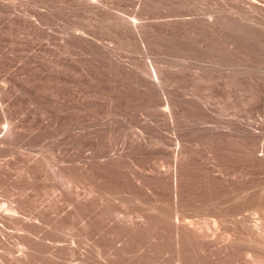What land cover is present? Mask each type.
Masks as SVG:
<instances>
[{
    "label": "rangeland",
    "instance_id": "obj_1",
    "mask_svg": "<svg viewBox=\"0 0 264 264\" xmlns=\"http://www.w3.org/2000/svg\"><path fill=\"white\" fill-rule=\"evenodd\" d=\"M251 1L0 0V264H77L84 240L88 248L96 247L102 260L111 253V246L123 248V255L129 253L115 258V264H125L127 257L126 264H173L171 221L165 225L163 218L159 219L158 204L165 197L164 204L171 206L175 199L172 174L177 167L180 183H184L177 188H184L183 206L193 219L211 224L215 214H224L226 234L236 230L247 233L237 219L251 226L260 222L264 217L260 210L264 194V0H253L258 4L255 7ZM180 9L224 12L226 22L220 36L214 28L204 34L193 27L196 34L192 26L173 31L153 26V31H148L152 37L149 33L145 39L133 26L130 29V20L139 19L138 23L146 25ZM143 38L150 40L151 58L165 72L167 87L171 86L167 91L176 97L177 107L180 104L174 122L178 121V128L177 123L172 128L165 126L170 120L163 116L167 114L163 113L161 92L143 85L140 79L146 61ZM62 41L67 45L73 42V47L65 49L59 44ZM77 93L78 109L70 110ZM207 101L210 110L203 108ZM76 119L81 133L79 128L80 142L75 146L70 122ZM235 120L240 121L236 133L231 127ZM212 125L220 126V131ZM9 132L11 136L5 137ZM2 136L9 142L4 144ZM178 142L184 156L180 163L172 154ZM119 152V157H110ZM217 168L226 171L230 179L222 181ZM58 173L68 180L73 176L72 185ZM10 206H17V214L8 212ZM218 210L223 211L219 214ZM10 214L17 216L10 218ZM116 216L139 224L145 217L147 222L144 219L140 228L117 226ZM83 219L87 226L81 224ZM159 221L163 230L169 227L164 231L170 230L173 246H169V232H162ZM84 231L87 238L81 236ZM159 239L166 244L159 245ZM187 244L186 248L192 246ZM242 252L235 255L234 264L240 257L239 264L257 262Z\"/></svg>",
    "mask_w": 264,
    "mask_h": 264
},
{
    "label": "bare ground",
    "instance_id": "obj_2",
    "mask_svg": "<svg viewBox=\"0 0 264 264\" xmlns=\"http://www.w3.org/2000/svg\"><path fill=\"white\" fill-rule=\"evenodd\" d=\"M247 1V0H246ZM234 2V1H233ZM240 2V1H239ZM244 2V1H243ZM251 3V5H253L254 7L255 6H258V4L257 3H255L253 0L250 2ZM246 4H249V2L248 3H246ZM248 7H249V5H248ZM99 8V7H98ZM216 9H218V8H216ZM215 9V10H216ZM172 10V9H171ZM169 11L170 13H168L167 14V16L165 15L164 17H162V18H159V19H157L156 21H154L153 23L152 22H150V23H148V24H146L145 25V23H144V21H143V25L142 24H140V23H138V20L137 21H132V20H130L131 21V23H133V25H131L130 23V25H131V28L130 29H133L132 28V26L134 27V31H136V33L139 35L140 33H142V36L143 37H145V39H146V37H148L147 35L150 33V32H148L149 30H150V28H152V30L151 31H153V26L155 27L156 26V28H158L157 26H162V27H165V28H167V29H170V31L173 29V28H179V29H185V28H190L191 26H192V28L193 27H196V28H198V30H201V32H203L204 34H205V32H208V30H210V32H211V29L212 28H214V29H216L217 30V32L219 33L220 31H221V29L222 28H224V23L226 22L225 21V19H224V12H223V14L220 12V11H218L219 13H217V12H213V11H211V12H213V13H211L210 14V11H209V13H207L206 12V10H204V11H200V12H194V11H192L193 13H191V12H189V11H185V10H182V9H180V10H174V11ZM254 10V9H253ZM257 10V9H256ZM207 13V14H206ZM216 13V14H215ZM226 15V14H225ZM119 17V16H118ZM117 17V18H118ZM117 18H115V19H117ZM121 18V17H120ZM124 18V17H123ZM122 18V19H123ZM157 18V17H156ZM232 18H234V17H232ZM119 19V18H118ZM134 20H135V18H133ZM155 19V18H154ZM124 20V19H123ZM126 20V19H125ZM115 21H117V20H115ZM119 21H121V19L119 20ZM146 21V20H145ZM152 21V20H151ZM127 22V25H128V22L129 21H126ZM140 22H142V21H140ZM233 23H237V21L236 22H234L233 21ZM238 24V23H237ZM118 25V24H117ZM119 25H121V23L119 24ZM122 25H123V23H122ZM121 25V26H122ZM125 25V27L127 28V25H126V23L124 24ZM234 25V24H233ZM226 26V25H225ZM235 26V25H234ZM118 27V26H117ZM236 28H237V25L235 26ZM141 28H143V30L141 29ZM226 28V27H225ZM233 28V27H232ZM155 29V28H154ZM195 28H193V30H194ZM214 29H212V30H214ZM234 29V28H233ZM132 30V31H133ZM192 29H191V31L190 32H192L193 31ZM143 31V32H142ZM169 31V30H168ZM169 31V32H170ZM173 31V30H172ZM175 31V30H174ZM195 31V30H194ZM237 31H238V29H237ZM186 32V31H185ZM184 32V33H185ZM189 32V33H190ZM200 32V31H199ZM209 32V33H210ZM216 32V33H217ZM224 32V31H223ZM236 32V31H235ZM136 33H135V35H136ZM187 33V32H186ZM195 33H196V31H195ZM203 33H201V34H203ZM215 33V32H214ZM197 34V33H196ZM199 34V33H198ZM137 35V37H139ZM188 35V34H187ZM207 35V34H206ZM222 35V34H221ZM76 36V35H75ZM150 36H151V33H150ZM190 36V35H189ZM202 36V35H201ZM201 36H200V38H201ZM208 36V35H207ZM216 36V35H215ZM219 36H220V33H219ZM83 37V36H82ZM140 37H141V35H140ZM152 37V36H151ZM204 37H205V35H204ZM218 37V36H217ZM71 38H72V36H71ZM74 38V37H73ZM144 38H143V41H142V43H143V49H144V52L143 53H145V55H146V61H145V63H144V65H143V72H142V74H140V79H141V81H143V85H148V86H151V88L152 89H154V90H158V91H160L161 92V94H162V96H163V104H161V105H163L164 107H165V111H163V110H161V111H163V113L164 112H166V114L167 115H163V116H166V117H168V119L170 120L169 122L170 123H167V124H165V126L166 125H168V124H170V126H171V128H172V126H175V124L177 123V125H176V127L178 126V121L176 122V123H174L175 122V119H176V111L178 112V110H177V108L180 106V104H179V106L177 107V102H176V100H175V98H173V96H172V94L171 93H169L170 92V90H169V92L167 91V88H169V87H171V86H169V87H167V83H166V81H165V78H164V74H165V72L164 71H162L158 66H159V64H158V66L156 65V63H155V59H154V61L152 60V58L151 57H153L151 54H152V50L150 51L149 49H152V48H150V44L151 43H149L148 44V41L150 42V40H148V38H147V41L145 40ZM150 39V38H149ZM204 39V38H203ZM61 40H62V38H61ZM68 40L70 41V39L68 38ZM141 40V39H140ZM199 40V39H198ZM64 41V40H63ZM63 41L62 42H59V44L60 43H63ZM65 41H67V40H65ZM69 41H67V42H69ZM152 41H153V39H152ZM151 41V42H152ZM183 41V40H182ZM200 41V40H199ZM205 41V40H204ZM203 41V42H204ZM207 41V40H206ZM233 42H236V40H234ZM238 42V41H237ZM70 43V42H69ZM69 43H68V45L65 43H63L65 46H63V47H65V49L66 48H68V46H69V48L70 47H73V46H70L69 45ZM198 43V42H197ZM208 43V42H207ZM56 44V43H55ZM177 44V43H176ZM195 44V43H194ZM204 44V43H203ZM236 44V43H235ZM234 44V45H235ZM52 45V44H51ZM61 45V44H60ZM59 45V46H60ZM66 45H67V47H66ZM154 45V44H153ZM185 45V44H184ZM196 45V44H195ZM199 45V44H198ZM197 45V46H198ZM205 46H206V44H204ZM47 46H49V45H47ZM57 46V45H56ZM55 46V47H56ZM58 46V48H60L59 50H61V46L59 47ZM187 46V45H186ZM201 46V45H200ZM200 46L198 47V48H200ZM205 46H203L204 48H205ZM236 46H238L237 44H236ZM54 47V48H55ZM154 47V46H153ZM178 47V46H177ZM207 47H210V45L208 46L207 45ZM232 47H233V45H232ZM47 48V47H46ZM53 48V49H54ZM58 48H56L55 49V51L58 49ZM235 48H237V47H235ZM64 49V48H63ZM71 49V48H70ZM201 49V48H200ZM234 49V48H233ZM52 50V49H51ZM69 50V49H68ZM201 50H203V49H201ZM206 50V49H205ZM235 50V49H234ZM62 51L63 50H61V53H62ZM198 51V50H197ZM64 52V51H63ZM73 52V51H72ZM150 52H151V54H150ZM54 53H56V52H54ZM58 53V52H57ZM204 53H206V52H204ZM209 53V52H208ZM59 54V53H58ZM55 55H57V54H55ZM208 55V54H207ZM62 56V55H61ZM202 56V55H201ZM205 56V55H204ZM203 56V57H204ZM75 57V56H74ZM202 57V58H203ZM206 57H208V56H206ZM58 58V57H57ZM72 59H74L73 58V56H72ZM71 59V60H72ZM204 59H205V57H204ZM61 60V59H60ZM200 60H202V59H200ZM209 60V59H208ZM59 61V60H58ZM72 61H74V60H72ZM71 61V62H72ZM198 61H199V59H198ZM198 61H196V62H198ZM203 61V60H202ZM205 61V60H204ZM70 62V63H71ZM76 62V61H75ZM207 62V61H206ZM206 62L205 63H203V64H206ZM210 62V61H209ZM59 63H61V62H59ZM74 62H72V64H73ZM211 63H213V62H211ZM62 64H64V63H62ZM72 64H70V65H72ZM76 64V63H75ZM75 64H73L74 66L73 67H76L75 66ZM200 64V63H199ZM220 64V63H219ZM218 64V65H219ZM69 65V64H68ZM78 65V64H77ZM201 65V64H200ZM213 65V64H212ZM164 66V65H163ZM204 66V65H203ZM214 66V65H213ZM213 66H211L212 67V69H213ZM63 67V66H62ZM207 67V64H206V66L204 67V68H206ZM209 67H210V65H209ZM208 67V68H209ZM216 67V66H215ZM218 67V66H217ZM220 67V66H219ZM61 68V67H60ZM71 68H72V66H71ZM164 68H165V66H164ZM197 68V67H196ZM199 68V67H198ZM200 68H202L201 66H200ZM204 68H202V71L203 70H205ZM222 68V67H221ZM220 68V69H221ZM77 69V68H76ZM219 69V68H218ZM223 69V68H222ZM234 69H235V67H234ZM233 69V70H234ZM71 70H73V69H71ZM210 70V69H209ZM236 70V69H235ZM76 71V70H75ZM198 71V70H197ZM200 71V70H199ZM206 71V70H205ZM218 71V70H217ZM220 71V70H219ZM218 71V72H219ZM238 71V70H237ZM73 72H74V70H73ZM175 72V71H174ZM223 72V71H222ZM140 73V72H139ZM176 73V72H175ZM238 73V72H237ZM72 74V73H71ZM76 74V73H75ZM74 73L72 74V75H75ZM174 74V73H173ZM199 74V73H198ZM201 74V73H200ZM199 74V75H200ZM204 73H202V75H203ZM221 74V73H220ZM202 75H200V76H202ZM235 75V74H234ZM232 76V75H231ZM73 77H75V76H73ZM220 78H222V75H221V77ZM236 78L238 79L239 77H237L236 76ZM75 80V79H74ZM236 82H237V80H236ZM235 82V83H236ZM73 84H74V82H73ZM72 84V85H73ZM76 85H77V83H75ZM170 85V84H169ZM74 86V85H73ZM173 86V85H172ZM167 87V88H166ZM72 88V87H71ZM170 89V88H169ZM73 90H76V88L74 87V89ZM72 90V91H73ZM72 91H70V93L72 94ZM171 91H173V90H171ZM74 92V91H73ZM77 92V91H76ZM74 94V93H73ZM76 94V93H75ZM74 94V95H75ZM173 95H174V93H173ZM70 96V95H69ZM77 96H78V93H77V95H76V98H74V96H72V99L73 100H71V101H69V102H71V103H73V106H72V104L70 103V105L72 106V107H70L69 106V104L67 105V103H66V105H67V107H68V109H70V108H72V110L73 109H75V108H77L78 109V107H76V105L78 104V102H77V100H78V98H77ZM68 98H71V97H68ZM195 99V98H194ZM66 100V99H65ZM208 103V101L206 102V103H203L205 106L203 107V108H205V109H209L210 108V106L209 107H207L208 105H209V103ZM152 104H153V102H152ZM202 104V105H203ZM206 104H207V106H206ZM79 106V105H78ZM1 107V106H0ZM6 107V106H5ZM74 107V108H73ZM7 108V107H6ZM5 108V109H6ZM9 108V107H8ZM161 108V107H160ZM180 108V107H179ZM178 108V109H179ZM3 109V108H2ZM68 109L66 110V111H68ZM76 109V111H77V114H76V116H79L78 114V110ZM163 109V108H162ZM204 109V110H205ZM7 110V109H6ZM6 110H4L5 112H8L10 109H8L7 111ZM71 110V109H70ZM210 110V109H209ZM4 111H3V113H4ZM75 111V110H74ZM73 111V112H74ZM161 111H159V112H161ZM206 111V110H205ZM208 111V110H207ZM2 112V111H1ZM10 112V111H9ZM8 112V113H9ZM70 112V111H69ZM7 113V114H8ZM67 113V112H66ZM76 113V112H75ZM75 113H74V115H75ZM2 114V113H1ZM70 114L72 115L73 113H71L70 112ZM3 115V114H2ZM69 114L67 113V117H66V119H67V122L69 123V121H68V119H70V117L68 116ZM178 115V114H177ZM76 116H71V117H76ZM162 116V117H163ZM6 117H8V116H6ZM9 118V117H8ZM232 118H233V116H232ZM7 119V118H6ZM5 119V120H6ZM72 119V121L75 119H73V118H71ZM165 119V118H164ZM164 119H163V121H164ZM230 119V118H229ZM235 119V118H234ZM4 120V121H5ZM10 120V119H9ZM167 120V118L165 119V121ZM177 120H178V118H177ZM227 120V119H226ZM233 120V119H232ZM70 122V123H73V124H70V126H72V128L73 129H71L70 130V133H71V131L72 130H74L75 132V134H73V133H71V134H73V136L74 137H72V135H70L71 137L70 138H74V140L75 141H73V140H71L72 142H74V144L76 143H78V142H80L79 141V139H80V133H81V128L79 127V121L76 119L74 122ZM168 121V120H167ZM166 121V122H167ZM229 121V120H228ZM236 121V120H235ZM6 122H7V120H6ZM230 122V121H229ZM9 123H11V122H9ZM13 123V122H12ZM165 123V122H164ZM206 123H207V121H206ZM221 123V122H220ZM228 123V122H227ZM234 123V122H233ZM235 123H239V124H237L236 126H234L235 125ZM234 123V125L232 124V130H234V132L238 129V128H236V127H238V125H240V121H236ZM7 124V123H6ZM204 125H205V123H203ZM223 124H224V121H223ZM10 125V124H9ZM203 125V126H204ZM207 125V124H206ZM217 125H219V124H217ZM216 125V126H217ZM226 125H228V124H226ZM14 126V125H13ZM69 126V127H70ZM169 126V125H168ZM168 126H167V128H168ZM212 126H214V125H212ZM7 127H10V126H7ZM6 127V128H7ZM69 127H68V129H69ZM176 127H175V129H176ZM204 127H206V126H204ZM218 127V126H217ZM217 127H215L214 126V128H212V129H214V130H216V132L217 131H220V130H217V129H219V127L217 128ZM5 128V129H6ZM13 128V127H12ZM71 128V127H70ZM80 128V129H79ZM170 128V129H171ZM178 128V127H177ZM230 128V127H229ZM240 126H239V130H240ZM7 129H9V128H7ZM78 129H79V131H80V133L78 132ZM174 129V128H173ZM172 129V131H176V130H173ZM208 129V128H207ZM207 129H205V131L207 130ZM212 129H211V131L210 132H212ZM222 129H223V126H222ZM12 130V129H11ZM178 130V129H177ZM214 130H213V132H214ZM227 130V129H226ZM8 131V130H7ZM10 131V130H9ZM11 133H12V131H10ZM9 132V133H10ZM216 132H214V133H216ZM9 133H8V135L7 136H5V137H8V136H11V133H10V135H9ZM13 133H14V131H13ZM236 133V132H235ZM233 134V133H232ZM5 135V134H4ZM13 135V134H12ZM234 135V134H233ZM236 136V135H235ZM234 136V137H235ZM4 136H2V138L4 139L5 138ZM12 138H13V136H12ZM7 139V138H6ZM6 139H4V142H5V140ZM264 139V138H263ZM177 140V139H176ZM7 141V140H6ZM9 142V140L7 141V143ZM1 143H3V142H1ZM0 143V144H1ZM4 144H6V142L4 143ZM72 144V143H71ZM76 144H75V146H76ZM262 144V143H261ZM3 145V144H2ZM8 145V144H7ZM78 145V144H77ZM180 142H178L177 143V145H176V149H175V147L173 148L174 150H172V154H173V157L175 158V161L178 163V161H179V163L181 162V158H183L182 157V151H180ZM263 148V147H262ZM1 149V148H0ZM264 149V148H263ZM171 151V150H170ZM264 152V151H263ZM121 152H119V153H116V156L114 155L115 154V152H114V154L113 155H111L110 157L111 158H117V157H119V155L117 156V154H120ZM79 154V153H78ZM93 154V153H92ZM77 155V154H76ZM94 156V155H93ZM93 156H92V158H93ZM42 157H44V156H42ZM78 157V156H77ZM260 156L258 155V157L257 158H259ZM79 158V157H78ZM95 158V157H94ZM259 159H262L261 157L259 158ZM76 160V159H75ZM183 161V160H182ZM212 163V162H211ZM77 164V163H76ZM74 165V164H73ZM180 166V165H179ZM177 167V166H176ZM175 167V168H176ZM221 167V166H220ZM74 168V167H73ZM72 168V169H73ZM77 168H79V166H77ZM76 169V168H75ZM79 169H81V168H79ZM218 169V171H215L216 173L218 172V174H220V179L222 180V181H226V180H228V179H230V175H228V173L226 172V171H224L223 169H219V168H217ZM174 170V169H173ZM172 170V171H173ZM178 167L174 170V172H173V179L175 178V182H174V190L173 191H171L172 193L174 192L175 193V199L171 202L172 204H171V206H169L170 204H164V199H165V197H163L164 199H162L161 198V196H164V195H161L160 196V198L162 199H159V200H161L162 202H159V204H158V202H157V204H158V206H160V209L158 208V210H160V212H161V214H160V212H158V210L156 209V211H157V213H158V215L160 214V216H162L161 218H159L160 220L163 218V220H161L163 223L165 222V221H167V222H165V223H170L169 221H171V225L169 224V227L170 226H172V237H171V232H170V230L168 231L169 232V239H170V241H168L169 239H166L165 241H168V242H170L171 244L169 245V246H173L172 244H173V242L171 241V238L173 239V241H174V254H172V255H175V257H173V259H174V263L173 264H228V263H231V264H234L233 262H232V260H233V258L235 257L236 259H237V255L236 254H238V253H240V252H242V253H244L245 255H247V256H249V257H251L252 258V260L253 261H257L256 263L258 264H260V260H262L263 259V256H264V220H263V218H260V222L259 223H257V224H255L254 225V223H253V225L251 226V224L249 225V223H247L245 220H242V218H241V216L240 217H238V218H241L240 220H238L237 218V223L239 222L241 225V227H242V225H243V227H245V229H247L246 231H247V235L245 234V232H241V233H244L247 237L246 238H244L245 236H241V233H239V231H234V232H231L230 234H226V223H227V220H226V218H224L223 217V215L224 214H222V215H214L215 216V220L214 221H211V224H207V223H201L200 221H197V218L196 219H193V217H191V215L189 214V213H187L188 211H187V209H185L184 208V206H183V201H182V196H183V189L184 188H181L180 190L182 191V192H180V190L178 189L179 188V186H183L184 185V183H183V185H182V182L180 183V178L182 177L181 175H179V174H177V173H179L178 172ZM60 171V170H59ZM75 171H77V170H75ZM171 171V172H172ZM72 172H73V170H72ZM80 172V171H79ZM82 172V171H81ZM80 172V174H79V176L82 174ZM76 172H75V174H77ZM168 173H170V171L168 172ZM56 174V173H55ZM59 174V173H58ZM57 174V175H58ZM62 173H60L59 175H61ZM70 174V173H69ZM171 174V173H170ZM71 175H73V174H71ZM178 175L179 176H181V177H178ZM64 175L62 174V176H59V177H61V179H63L62 177H63ZM66 176V175H65ZM65 176H64V178H65ZM76 176V175H75ZM78 176V177H79ZM217 177L219 176V175H216ZM70 175H69V180L68 179H66L65 178V180L64 181H66V180H68V183H70V185H72L71 183L73 182V176H72V178L70 179ZM78 177H77V179H78ZM67 178H68V175H67ZM75 178V177H74ZM179 178V179H178ZM60 179V180H61ZM178 179V180H177ZM211 179H214V177H211ZM219 179V180H220ZM59 180V179H58ZM60 180H59V182H60ZM76 180V179H75ZM217 181V178L216 179H214V181ZM213 181V183H216V182H214ZM62 182H63V180H62ZM61 182V183H62ZM208 182V181H207ZM75 183V182H74ZM176 183V184H175ZM181 184V185H179L178 186V184ZM210 183V182H209ZM65 184V183H64ZM60 184H58L57 186H59ZM212 184L210 183V185L209 186H211ZM227 185V184H226ZM213 186H214V184H213ZM61 187V186H60ZM163 187V186H162ZM178 187V188H177ZM59 188V187H58ZM75 188H76V186H75ZM74 188V189H75ZM173 189V185H172V188H171V190ZM249 189V188H248ZM258 189V188H257ZM163 190H164V188H163ZM179 190V191H178ZM262 190V189H261ZM57 191V190H56ZM60 191H62V189L60 190ZM260 191V190H259ZM251 192V191H250ZM255 192V191H254ZM256 192H257V190H256ZM163 193V192H162ZM170 193V192H169ZM182 193V194H181ZM245 193V192H244ZM249 193V192H248ZM252 193H253V191H252ZM260 193V192H259ZM184 194H185V191H184ZM246 194V193H245ZM245 194L243 195L244 196V199H246V196H245ZM254 194V193H253ZM172 195V194H171ZM182 195V196H181ZM241 195V194H240ZM248 195V194H247ZM166 196V195H165ZM239 196V195H238ZM243 196H241V198H243ZM258 196V195H257ZM256 196V197H257ZM184 197V196H183ZM250 197V196H249ZM255 197V198H256ZM262 197V198H261ZM260 198V201H261V207H260V210H262V212H264V194L262 193V196H261ZM167 198H169V197H167ZM171 198V197H170ZM212 198V197H211ZM259 198V197H258ZM257 198V199H258ZM238 199H240V198H238ZM251 199V198H250ZM185 200V199H184ZM233 200V199H232ZM234 200H236V199H234ZM205 201V200H204ZM210 201V200H209ZM214 201V200H213ZM230 201V200H229ZM251 201V200H250ZM257 201V200H256ZM9 201H7V203H8ZM165 202H167V201H165ZM169 202V201H168ZM167 202V203H168ZM232 202H234V201H232ZM231 202V203H232ZM236 202H238V201H236ZM239 202H241V201H239ZM243 202V201H242ZM247 202H249V201H247ZM1 203V202H0ZM6 203V202H5ZM4 203V204H5ZM163 203V204H162ZM185 203V202H184ZM219 203V202H218ZM235 203V202H234ZM244 203H245V201H244ZM250 203V202H249ZM9 204V203H8ZM10 204H13L12 202H10ZM203 204V203H202ZM238 204V203H237ZM239 204H241V203H239ZM255 204V203H254ZM166 205H167V207H166ZM204 205V204H203ZM211 205V204H210ZM230 205V204H229ZM228 205V206H229ZM232 205V204H231ZM230 205V206H231ZM234 205V204H233ZM251 205V204H250ZM257 205V204H256ZM3 206V205H2ZM5 206V205H4ZM9 206V205H8ZM8 206H6V208H8ZM14 206V205H13ZM13 206H10V208L8 209L9 211L8 212H10V211H12L11 213L12 214H17V210H16V208H17V206H15V208L13 207ZM217 206V205H216ZM223 206H226L225 204L223 205ZM223 207L222 208V206L220 207L219 206V208H221V209H223V210H225L226 208H229V207ZM168 207H170V209L168 208ZM206 207V206H205ZM3 208V207H2ZM2 208H1V211L3 212V210H2ZM5 208V209H6ZM20 208V207H19ZM225 208V209H224ZM231 208V207H230ZM252 208V207H251ZM255 208V207H254ZM253 208V209H254ZM258 208V207H257ZM4 209V210H5ZM252 209V210H253ZM7 210V209H6ZM5 210V211H6ZM187 212H186V211ZM207 210V209H206ZM223 210H221V211H223ZM243 210H245V209H243ZM259 208H258V212L257 213H259ZM18 211H19V209H18ZM209 211V210H208ZM219 211L220 210H218V212L217 213H219ZM220 211V212H221ZM227 211H229V210H226L225 212H227ZM238 211V210H237ZM255 211V210H254ZM210 212V211H209ZM215 212V211H214ZM239 212H240V210H239ZM244 212V211H243ZM262 212H261V214H262ZM22 213V212H21ZM156 213V214H157ZM3 214V213H2ZM18 214H20V212L18 213ZM220 214V213H219ZM234 214V216H235V213H232V215ZM238 214V212L236 213V215ZM240 214H242V213H240ZM4 215H6V213L4 214ZM228 215V214H227ZM227 215H225V216H227ZM230 215V214H229ZM14 215H12L11 216V214H10V218H12ZM15 216H17V215H15ZM14 216V217H15ZM159 216V217H160ZM237 216H239V215H237ZM245 216V215H244ZM13 217V218H14ZM230 217L231 218H233L231 215H230ZM243 217V216H242ZM261 217H262V215H261ZM19 218V217H18ZM23 218V217H22ZM140 218H142L141 216H140ZM230 218V219H231ZM246 217H243V219H245ZM21 219V218H20ZM146 220V218L144 217L143 218V221L141 220V222H145V220ZM170 219V220H169ZM200 220H201V218H199ZM198 219V220H199ZM229 219V220H230ZM259 219V218H258ZM84 221L83 222H81V224L83 223V225H84V223H85V219H83ZM235 220V219H234ZM25 221H26V218H25ZM28 221V220H27ZM82 221V220H81ZM136 222V221H138V220H131V222ZM140 221V220H139ZM161 221H159V222H161ZM232 221V220H231ZM236 221H234V222H236ZM114 222H115V224L117 225V226H120V225H128V226H132V227H135V228H140V227H143V223H142V226H140V224H141V222H140V224H139V222H137V223H131V222H129V221H127L126 219H124V217L123 216H116L115 217V219H114ZM129 222V223H128ZM146 222H147V220H146ZM145 222V223H146ZM158 222V223H159ZM161 222V223H162ZM256 222H257V220H256ZM24 223V222H23ZM160 223V224H161ZM162 223V225L160 226L161 227V229L163 230V228H162V226H164V224ZM159 224V225H160ZM25 226H26V224H24ZM82 225V226H83ZM86 226H87V224H85ZM84 225V226H85ZM166 225V224H165ZM237 225V224H236ZM140 226V227H139ZM238 226V225H237ZM239 226V227H240ZM28 227V226H27ZM145 227V226H144ZM166 227H168V226H165L164 228L165 229H167L168 230V228H166ZM26 228V227H25ZM159 228V227H158ZM238 228V227H237ZM28 229V228H27ZM29 229H30V227H29ZM83 229V228H82ZM86 229V227L83 229V230H85ZM160 229V228H159ZM158 229V230H159ZM161 229H160V231H161ZM164 229V230H165ZM170 229H171V227H170ZM244 229V228H243ZM23 230V229H22ZM162 231V232H166V231ZM222 230H224L223 232L224 233H222ZM239 230V229H238ZM30 231V230H29ZM241 231V230H240ZM24 232H26V230L24 231ZM28 232V231H27ZM168 232H166V234L168 233ZM83 233H85V231L84 232H82V234H81V236H84L83 235ZM158 233V232H157ZM161 233V232H160ZM159 233V234H160ZM164 233H163V235H164ZM26 234V233H25ZM27 234H29V233H27ZM162 234V233H161ZM243 234V235H244ZM86 235H87V229H86ZM84 236V237H86L87 238V236ZM168 236V235H167ZM158 237V236H157ZM86 238H83V239H81V241L82 240H84V239H86ZM160 238H162V235H161V237ZM164 238H165V235H164ZM168 238V237H167ZM159 240H161V239H159ZM159 240H157V241H159ZM85 242H87L86 240H84ZM83 241V242H84ZM156 241V242H157ZM163 241V242H162ZM241 241H243L242 243H243V245H242V247L240 248V246H241ZM246 241V242H245ZM83 242H82V246H81V256H80V259H78L77 258V260H79V263L78 262H76L77 264H115V261H114V259L115 258H117V257H120L121 255H122V258H123V256L125 255H127V254H124L123 255V252H122V250H123V248L122 249H120L119 247H118V245L116 244L115 245V247L117 246L118 248H115V249H113V246H111L110 248L113 250H111V253H109V256L107 257V258H105V260H102L101 259V257L99 256V252L96 250V247L94 246L93 247V245L91 244V243H89L88 242V244H91L92 245V247H87L86 245H87V243H86V245H83ZM85 242H84V244H85ZM154 242V241H153ZM161 243L159 244V242H158V244L159 245H162V243L163 244H166V242L164 243V240L162 239L161 241H160ZM245 242V243H244ZM150 243V242H149ZM192 245L191 247L188 245ZM114 244V243H113ZM112 244V245H113ZM169 244V243H168ZM187 244V246H189V247H185V245ZM240 245V246H239ZM164 246V245H163ZM25 247L26 246H24V249H25ZM160 247V246H159ZM166 247V246H165ZM162 248V247H161ZM160 248V249H161ZM173 248V247H172ZM171 247H169L168 249H172ZM186 248V249H185ZM190 248V249H189ZM27 249V248H26ZM25 249V250H26ZM146 249V248H145ZM159 249V248H158ZM164 249V248H163ZM162 249V250H163ZM238 249H240L239 250V252H238ZM169 250V251H170ZM173 250H171V251H173ZM147 251V250H146ZM150 251V250H149ZM159 251H161V250H158V252ZM170 251V252H171ZM26 252V251H25ZM130 252V251H129ZM136 252V251H135ZM161 252H164V250L163 251H161ZM238 252V253H237ZM125 253V252H124ZM160 253V252H159ZM169 253V252H168ZM171 253H173V252H171ZM242 253L241 254H239V255H241L242 256ZM130 254H132L131 252H130ZM136 254H139V252L138 253H136ZM151 254V253H150ZM167 254V252L165 253V255ZM132 255H134V254H132ZM145 255V254H144ZM147 255V254H146ZM145 255V256H146ZM164 255V256H165ZM168 255H170V254H168ZM236 255V256H235ZM124 256V257H125ZM127 256H129V253H128V255ZM138 257H139V255H137ZM244 256V255H243ZM136 257V256H135ZM151 257V256H150ZM149 257V258H150ZM159 257V256H158ZM167 257V256H166ZM169 257V256H168ZM171 257V256H170ZM245 258H246V256H244ZM243 257V258H244ZM128 259H129V257H127ZM132 258V257H131ZM241 258V257H240ZM239 258V259H240ZM243 258H242V262L244 263L245 261H243ZM262 258V259H261ZM128 259H126L125 258V260H126V262H128ZM162 259V258H161ZM166 259V258H165ZM196 259H198V261L196 260ZM238 259V261L240 262V260ZM163 260V259H162ZM235 260V259H234ZM249 260H250V258H249ZM248 259H247V261H249ZM252 260H250V261H252ZM131 261V260H130ZM130 261H129V263H130ZM152 261V260H151ZM155 261V260H154ZM166 261V260H165ZM168 261V260H167ZM173 261V260H172ZM201 261V263H199ZM238 261H236L238 264H239V262ZM246 261V262H247ZM252 261V262H253ZM123 262H125L124 261V259H123ZM126 262H125V264H126ZM159 262H160V260H159ZM169 262H170V260H169ZM262 262V261H261ZM150 263H152V262H150ZM149 263V264H150ZM155 263H156V261H155ZM254 263V262H253ZM255 263V264H256ZM2 264V263H1ZM153 264V263H152ZM163 264H168V263H166V262H164ZM245 264V263H244ZM247 264H249L248 262H247ZM251 264V263H250ZM261 264H263V263H261Z\"/></svg>",
    "mask_w": 264,
    "mask_h": 264
}]
</instances>
